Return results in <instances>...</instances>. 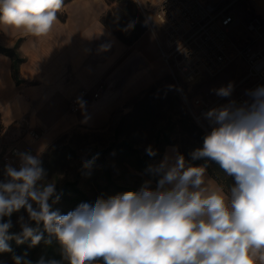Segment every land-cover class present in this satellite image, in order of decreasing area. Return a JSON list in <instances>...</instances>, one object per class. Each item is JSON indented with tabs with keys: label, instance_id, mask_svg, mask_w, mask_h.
Here are the masks:
<instances>
[{
	"label": "clouds",
	"instance_id": "1",
	"mask_svg": "<svg viewBox=\"0 0 264 264\" xmlns=\"http://www.w3.org/2000/svg\"><path fill=\"white\" fill-rule=\"evenodd\" d=\"M64 3L0 0V23L46 36ZM214 91L230 97L233 84ZM246 95L243 104L229 100L204 114L210 131L190 156L205 164L187 163L178 153L165 155L145 170L155 187L146 179L138 190L81 203L67 214L52 210L60 194L39 156L17 153L19 167L5 165L0 179V253L12 251L7 243L12 239L19 244L30 238L31 246L55 239L66 264H264V86ZM77 103L82 109L86 104ZM146 152L157 154L151 146ZM94 160L84 166L90 168ZM208 161L232 179L227 195L206 186ZM21 209L26 217L17 220L20 231L10 234V218ZM13 260L32 264L26 256ZM37 264L46 262L41 258Z\"/></svg>",
	"mask_w": 264,
	"mask_h": 264
},
{
	"label": "crops",
	"instance_id": "2",
	"mask_svg": "<svg viewBox=\"0 0 264 264\" xmlns=\"http://www.w3.org/2000/svg\"><path fill=\"white\" fill-rule=\"evenodd\" d=\"M130 1L145 25L130 44L102 20L116 0H68L52 30L41 37L0 23V45L16 48L23 58L18 69L21 82L16 83L11 57L0 52V125L8 128L14 145L27 148V131L35 129L41 136L30 147L37 155L76 127H105L128 101L164 81L168 68L156 38ZM82 89L85 107L73 112L70 100ZM176 153V145H166L158 162ZM205 181L209 189L228 194L208 171Z\"/></svg>",
	"mask_w": 264,
	"mask_h": 264
},
{
	"label": "rangeland",
	"instance_id": "3",
	"mask_svg": "<svg viewBox=\"0 0 264 264\" xmlns=\"http://www.w3.org/2000/svg\"><path fill=\"white\" fill-rule=\"evenodd\" d=\"M230 1L232 0H225L226 3ZM230 11L241 19L242 23L239 26L241 29L243 22L252 15L264 16V0H236L230 6ZM140 23L139 19L133 18L127 24L120 23V26L125 31L130 29V32L127 31L126 36L131 37L137 33ZM130 24H132L131 27L129 26ZM153 26L160 36L159 28L155 24ZM232 36L234 37V34ZM245 72V65L241 61L232 62L217 75H205L190 84L180 81L182 92L173 83L168 74L164 81L153 86V91L151 90V92L141 95L139 97L141 100L135 102L133 107L130 105L116 111L105 127L100 129L76 127L62 134L43 152L37 154L36 156H39L42 161V167L47 172V180L55 181L57 191L64 182L76 179L81 163L85 162L91 153L106 147L118 134L119 137L127 135L132 139L134 145L143 151H146L149 146L153 147L155 136H168L175 143L178 150L181 151L182 155L192 161L190 153L197 148H201L202 145L195 140V133L186 130L180 121L179 112L181 109L185 110L187 115L191 117L184 97L188 100L199 97L213 101L219 97L215 94V89L232 83V95L220 101L217 107L225 105L228 100L242 95L248 100L246 92L258 86H264V81L243 79ZM129 114H131V117H129ZM121 118H126L127 120L121 131L117 132L116 127ZM193 122L206 134L210 131V126L206 119L202 121V125L194 120ZM14 144L15 139L8 132V128L0 125V179L5 178L1 157L6 149ZM199 161L201 162V160L192 162ZM109 164L112 174L116 177L121 169L112 158ZM96 179L98 177L93 170H90L89 173L81 178V185L86 187L90 195H92L95 188ZM55 205L59 209H67L66 203L63 201H59ZM21 215L26 217L24 209L12 214L10 219L13 227L10 231L14 233L20 231L17 220ZM7 219L6 217L5 220ZM0 264H14L13 256L10 252L0 253Z\"/></svg>",
	"mask_w": 264,
	"mask_h": 264
},
{
	"label": "built area",
	"instance_id": "4",
	"mask_svg": "<svg viewBox=\"0 0 264 264\" xmlns=\"http://www.w3.org/2000/svg\"><path fill=\"white\" fill-rule=\"evenodd\" d=\"M235 1L134 0L147 28L156 38L170 79L181 92L180 81L190 84L202 76L217 75L236 61L245 65L243 79L264 81V16L252 15L240 29L241 19L230 11ZM153 24L159 28L160 36ZM101 88L99 85L98 89ZM85 94L86 90L82 89L79 95L72 97L69 103L71 111L79 110L77 101L83 100ZM93 96L97 97L98 91ZM184 98L191 117L200 125L205 119L204 114L224 100V97L213 101L199 97ZM232 100L243 104L247 99L242 95ZM27 135L29 143L33 144L40 138L41 132L29 129ZM30 144L27 148L17 145L8 147L1 157L3 165L12 164L18 168L19 152H30L36 156Z\"/></svg>",
	"mask_w": 264,
	"mask_h": 264
},
{
	"label": "trees",
	"instance_id": "5",
	"mask_svg": "<svg viewBox=\"0 0 264 264\" xmlns=\"http://www.w3.org/2000/svg\"><path fill=\"white\" fill-rule=\"evenodd\" d=\"M116 3V6L113 7L106 14V16L102 18V20L119 39L126 44H130L138 37L140 32L145 30V25L140 23L138 28L139 33L137 32L131 37H127V31L130 32V29L125 31V29L120 26V23L127 24L134 16L139 20L142 18L138 15L136 6L130 0H116ZM0 52L11 57L12 77L16 83H20L21 79L18 75V69L20 63L23 61V58L19 56L16 48H7L0 45ZM151 90L153 91V87L144 91L141 95H144L149 91L151 92ZM141 95L128 101L125 104V107L130 105L133 107L135 102L141 100L139 98ZM179 113L180 121L185 126L186 130H190L192 133H195V140L203 146V138L206 133L193 122V119L187 115L185 110L181 109ZM129 117H131V114H129ZM126 120V118H121V121L116 127L117 132L121 131ZM166 145H175V143L171 141L168 136H155L152 148L157 154L155 156H149L146 151L136 147L132 139H130L127 135H121L119 137L118 134V136L114 140L110 141L106 147L95 151L88 156L86 161L92 160L95 157L94 163L90 168H86L84 166L85 162L81 163L76 179L64 182L57 190V193L60 194V201L66 203L67 209H59L54 204L52 210H58L60 214H67L81 203L92 204L99 197L107 198L125 191L138 190L143 181L146 179H153V187H155V178L147 174L145 170L149 165L156 164V162H158ZM179 154L182 155L180 150ZM111 158L121 169L116 177L112 174L111 166L109 164ZM184 158L193 165L206 163L205 160H201V162H192L186 157ZM207 163V171L210 175H212L226 190L229 191L233 183L232 179L225 175L214 162L208 161ZM90 170H93L94 174L98 177V179L95 180V188L92 195L89 194L86 187L81 185V178L85 174L89 173ZM33 227H35L34 222ZM40 230H43L42 224L40 225ZM11 233L14 232L10 231V234ZM45 237H47L46 233ZM7 243L12 249L10 252L12 256H26L28 260L32 261V264H37V261L41 258L44 259L46 264L48 261L52 260L61 261V264H66V261H63L62 258L61 247L55 239H53L51 244H45L42 240L40 244L36 246H31L30 238L25 239L23 243L19 244L14 239L7 241Z\"/></svg>",
	"mask_w": 264,
	"mask_h": 264
}]
</instances>
